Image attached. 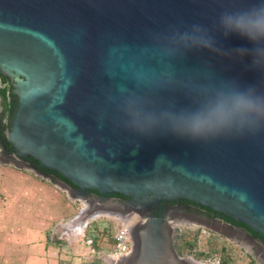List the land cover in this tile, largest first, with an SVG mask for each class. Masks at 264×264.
<instances>
[{
  "label": "water",
  "instance_id": "1",
  "mask_svg": "<svg viewBox=\"0 0 264 264\" xmlns=\"http://www.w3.org/2000/svg\"><path fill=\"white\" fill-rule=\"evenodd\" d=\"M262 7L264 0H0V72L18 97L7 133L15 153L0 152V163L54 180L82 201L71 222L121 210L138 216L132 250L117 264H200L177 252L173 219L153 215L163 200H191L264 236V105L223 122L213 115L240 94L264 101V37L252 40L222 19ZM197 113L207 121L200 132ZM113 193L131 200L113 202ZM197 224L251 238L224 221Z\"/></svg>",
  "mask_w": 264,
  "mask_h": 264
},
{
  "label": "rangeland",
  "instance_id": "2",
  "mask_svg": "<svg viewBox=\"0 0 264 264\" xmlns=\"http://www.w3.org/2000/svg\"><path fill=\"white\" fill-rule=\"evenodd\" d=\"M52 184L51 181L44 180L42 176L37 175L32 170H22L0 163V212L4 213L9 209L24 210L29 208L30 205L27 203L30 202V196H32L29 187L37 188L46 185L55 187ZM24 190L29 192L28 196ZM55 190H57V198H59L55 206L48 205L46 207L49 198H52V194L47 192L39 196L33 194V197H36L33 207L35 209H40L43 205L44 208L52 207L53 210L57 209L63 217L68 216L70 209L71 212H79L83 206L82 201H71L66 191L61 192L59 188ZM69 201L73 202L71 206H69ZM68 218L69 216L60 223L58 222L59 224L55 222L60 220V217L50 219L51 238L59 240L60 244L65 247L63 250L69 252L75 260L80 256L82 260L87 259L91 262L97 260L103 264H111L107 254L113 250V236L121 226L118 219L101 216L91 221L86 227V231L84 229V234L90 233L91 235L86 238L83 237L85 244L80 245L81 253H79L80 251L77 249L83 240L78 241L74 233L78 229V223L76 221L71 222L74 217ZM13 219L14 217L0 216V237L6 236V234H2L8 230L6 221L10 222ZM68 224L70 225L69 233L64 228V225ZM215 227L224 233L199 225L195 221H188L187 224L181 223L175 226L174 241L175 245H180L182 248L181 256L193 258L194 262L200 264H264V252L257 242H251L232 229ZM87 241L92 242H90L92 247ZM18 252V248L12 247V244L0 242V264H24L21 254ZM62 263L64 264L63 261Z\"/></svg>",
  "mask_w": 264,
  "mask_h": 264
},
{
  "label": "crops",
  "instance_id": "3",
  "mask_svg": "<svg viewBox=\"0 0 264 264\" xmlns=\"http://www.w3.org/2000/svg\"><path fill=\"white\" fill-rule=\"evenodd\" d=\"M43 179L51 181L53 183L52 185H55V187L50 185L39 186L37 188H34V186L29 187V190L32 192V196H30L31 200H29L30 202L27 203V205H30L29 208H25L24 210L9 209L6 210L7 212H0V216L7 218L14 217L12 221H6L8 223V230L2 233L6 234V236L2 235L3 237H0V242L3 244H12V247L18 248V253L21 254L24 264H63L62 261L64 264H85L91 262L87 259L82 260L80 256L77 257L78 259L76 258L77 260L73 259L69 252L63 250L65 247L60 244V241L53 240L50 235V219L60 217V220L58 219V221L55 222L57 224L68 216L69 218L74 217L78 211L75 213L71 212L70 209L71 213L68 212V214L66 213L68 216L63 217V215L57 209L53 210L52 207L44 208V205L40 209H35L33 207L34 202L36 201V197H33V194H38L39 196L40 194L42 195L47 192L51 193L52 198H49L48 204L46 206L48 207V205L55 206L59 200V198H57L58 192L55 189L59 188L61 192H64V190L61 189L54 182V180H49L47 178L45 179L44 177ZM38 189L41 192H39ZM24 192L28 196L29 192L27 190H24ZM71 201H69V206H71V203H73ZM76 222L78 223V229L74 231V233L76 234L78 241L83 240V237L86 238L88 235H91L90 233L84 234V229L86 231V227L89 226L91 221L87 225L84 224L83 220H78ZM87 242L90 243L91 241ZM81 244H85L84 240L82 243H79L78 249L76 248L79 251ZM79 253H81V251Z\"/></svg>",
  "mask_w": 264,
  "mask_h": 264
},
{
  "label": "flooded vegetation",
  "instance_id": "4",
  "mask_svg": "<svg viewBox=\"0 0 264 264\" xmlns=\"http://www.w3.org/2000/svg\"><path fill=\"white\" fill-rule=\"evenodd\" d=\"M2 74V73H1ZM3 75V74H2ZM4 76V75H3ZM10 80V79H9ZM5 87H8V93H9V98L7 102L0 96V152L1 154H14L15 153V147L12 145L10 140L8 139L7 133L10 130V128L5 129V124H8L9 121L11 123V120L14 116L15 111L17 110L18 107V100L16 102V97L17 95L13 96L11 94V90L13 88L12 81L10 80L9 83L5 84ZM0 86H2L1 82V77H0ZM14 92V88H13ZM18 98V97H17ZM9 103V105H8ZM12 105H15V110L14 113L12 114L10 109L13 107ZM11 127V125H10ZM24 160L30 164H33L34 166L38 167L36 162L37 160L33 159V157H27L24 158ZM52 175V174H51ZM52 178L54 179V176L52 175ZM72 184V183H71ZM73 185V184H72ZM87 193L90 196L93 195H99V193L95 190H87ZM109 199L111 201H120L123 204L126 203L127 201H130L131 198L126 197L125 195L121 193H113L110 194ZM121 215L119 217H116L118 221L122 224L124 222H130L133 224V227L140 222V218L126 210H121L120 211ZM153 215L158 216V217H170L172 218V225L175 228L178 224L185 223L187 224L188 221H195L197 223H212L215 220L218 221H224L221 213L207 207L203 206L199 203L193 202L191 200L182 198L177 201H166L163 200L159 205L153 204ZM226 222V221H224ZM229 223V222H227ZM232 224V223H230ZM235 225V224H233ZM236 226V225H235ZM240 230H244L251 238L246 237L249 239L251 242H258L260 241L258 238H256L255 235L252 233L248 232L246 229L243 227H239ZM175 233V230H174ZM261 242V241H260ZM175 244V241H174ZM263 244V243H262Z\"/></svg>",
  "mask_w": 264,
  "mask_h": 264
},
{
  "label": "clouds",
  "instance_id": "5",
  "mask_svg": "<svg viewBox=\"0 0 264 264\" xmlns=\"http://www.w3.org/2000/svg\"><path fill=\"white\" fill-rule=\"evenodd\" d=\"M222 19L227 27L247 35L252 40L264 37V7L246 13L226 15ZM262 105H264V101H260L259 98L240 94L233 99L230 108L223 103H218L213 109V115L223 122L231 114L258 112ZM206 123L207 121L202 114L193 115L192 127L194 132H200Z\"/></svg>",
  "mask_w": 264,
  "mask_h": 264
},
{
  "label": "trees",
  "instance_id": "6",
  "mask_svg": "<svg viewBox=\"0 0 264 264\" xmlns=\"http://www.w3.org/2000/svg\"><path fill=\"white\" fill-rule=\"evenodd\" d=\"M0 77H1V82H2V86H0V96L5 100V102H7L8 98H9V93H8V87H5L7 83L10 82V80L8 78H6L5 76H3L0 72ZM11 94L13 96H15L14 92H13V88L11 90ZM18 98L16 97V102H17ZM9 105V103H8ZM13 107L10 109L11 113L13 114L14 113V110H15V105H12ZM10 121L8 124H5V129H8L10 128ZM34 159V158H33ZM38 168H40V170H42L43 172L47 173V174H52L54 177H58V178H61L62 180H64L65 182L67 183H71L68 179L64 178L60 173H58L57 171H54V170H51V169H48V168H44L40 165V163L37 161L36 162ZM223 217V220L226 221V222H229V223H232V224H235L236 226H239V227H243L244 229H246L248 232L252 233L253 235L256 236V238H258L264 245V236L256 231H254L253 229H251L248 225L244 224V223H241L239 221H236L234 220L233 218H231L230 216H227V215H222ZM113 243H114V239H113ZM176 249H177V252L179 253V255H181V246L180 245H175ZM85 264H103L101 263L100 261H93V262H89V263H85Z\"/></svg>",
  "mask_w": 264,
  "mask_h": 264
},
{
  "label": "built area",
  "instance_id": "7",
  "mask_svg": "<svg viewBox=\"0 0 264 264\" xmlns=\"http://www.w3.org/2000/svg\"><path fill=\"white\" fill-rule=\"evenodd\" d=\"M132 229L133 224L124 222L113 236L114 248L107 254L111 264H117L126 258L132 250Z\"/></svg>",
  "mask_w": 264,
  "mask_h": 264
},
{
  "label": "bare ground",
  "instance_id": "8",
  "mask_svg": "<svg viewBox=\"0 0 264 264\" xmlns=\"http://www.w3.org/2000/svg\"><path fill=\"white\" fill-rule=\"evenodd\" d=\"M69 226H70L69 224H68V225H64V228L67 229L66 232L68 231V233H69V231H70V230H69V229H70Z\"/></svg>",
  "mask_w": 264,
  "mask_h": 264
}]
</instances>
